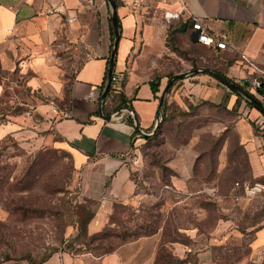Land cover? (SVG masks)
Returning <instances> with one entry per match:
<instances>
[{
	"label": "crops",
	"instance_id": "1",
	"mask_svg": "<svg viewBox=\"0 0 264 264\" xmlns=\"http://www.w3.org/2000/svg\"><path fill=\"white\" fill-rule=\"evenodd\" d=\"M176 28L194 18L202 29H176L180 40L188 38L207 50V65L236 82L245 84L253 69L242 60L246 54L264 68V0H157L149 12H131L117 4L121 26L115 73L121 76V92L129 107L117 108L121 99L108 96L102 103L103 84L113 47L112 9L108 0H0V72H18L25 77L34 115L53 125L61 142L74 155L81 181V203L93 214L90 234L102 231L108 223L110 204L131 197L134 183L127 164L128 154L145 138L143 132L154 129L160 113L162 90L168 77L161 80L160 92L150 82L164 63L169 51L164 10L181 11ZM213 36L228 48L198 41V34ZM184 89L192 98L238 108L234 129L249 156L252 175L264 179V135L256 131L251 109L237 106V95L225 84L206 73L184 79ZM0 79V97L4 93ZM164 105V104H163ZM140 135H135V117ZM120 116H112L115 112ZM123 110V111H121ZM129 112L134 118L130 123ZM250 114H247L249 113ZM0 123V142L20 129L21 116ZM138 130V129H137ZM194 163L180 170L174 184L183 189L194 176ZM235 189V188H234ZM162 242V232L142 236L98 257L100 264H154ZM255 249L264 250V223L255 229ZM174 255L186 258L192 247L174 240ZM208 250L198 256L207 260ZM206 257V259H205ZM43 264H82L69 254L52 255ZM184 264H193L186 261Z\"/></svg>",
	"mask_w": 264,
	"mask_h": 264
},
{
	"label": "rangeland",
	"instance_id": "2",
	"mask_svg": "<svg viewBox=\"0 0 264 264\" xmlns=\"http://www.w3.org/2000/svg\"><path fill=\"white\" fill-rule=\"evenodd\" d=\"M176 29H166L169 51L155 74L208 64L207 50L190 38L180 40ZM190 76L168 88L158 131L139 140L128 154L133 192L129 199L110 204L102 231L121 232L128 241L135 234L161 231L159 257L173 253L169 246L178 240L192 247L184 259L193 264H264V250L252 243L255 229L264 223V179L253 177L248 152L234 129L238 108L192 98L183 82ZM0 78L5 87L0 123L12 120V114L22 118L20 129L0 142V264H43L55 254L100 264L97 258L105 253L104 247L122 239L102 240V231L90 234L72 150L53 125L21 103L31 96L25 77L0 72ZM239 102L251 109V121L264 135V115L244 98ZM192 161L194 176L181 189L174 179ZM238 183L241 188L234 189ZM10 198L18 205L14 211ZM202 249L208 250V262L198 256Z\"/></svg>",
	"mask_w": 264,
	"mask_h": 264
},
{
	"label": "water",
	"instance_id": "3",
	"mask_svg": "<svg viewBox=\"0 0 264 264\" xmlns=\"http://www.w3.org/2000/svg\"><path fill=\"white\" fill-rule=\"evenodd\" d=\"M108 2H109L111 9H112V18H113V24H114L115 39H114V43H113V47H112V51H111L110 60H109L108 80H107L106 86L102 92V103L104 102V100L106 99V97L108 95L110 86L112 84V78L115 74L116 56H117V52H118V44H119V41L121 38V26H120V20H119V16H118V12H117L116 0H108ZM198 73H206V74L211 75L216 80H218L220 83L225 84L232 91L236 92L237 94L241 95L245 100L249 101L254 106V108L259 110L264 115V102L261 99H259L257 96H255L251 91H249L243 85L239 84L238 82L234 81L233 79H231L227 76L220 74L219 72H217L216 70L211 69V68H194V69L187 71V72H179V73L173 74L169 78L164 89L162 90V96L160 99V108H161L160 113H161L162 108H163L165 94L167 93L168 88L173 84V82L179 78H185L186 76L198 74ZM124 109H127L128 111H130L133 114L132 109H129V108H124ZM119 111H117V112H119ZM114 116L115 115L112 114V116H107L106 118L110 120ZM133 116H134V114H133ZM162 117H163L162 113H161V115H158V118H157V121H156V124L154 127V131L152 133L143 132V135L145 137H149L151 135L156 134V132L158 131L159 124L162 120ZM135 125H136V128L138 130H141L137 117H135Z\"/></svg>",
	"mask_w": 264,
	"mask_h": 264
},
{
	"label": "built area",
	"instance_id": "4",
	"mask_svg": "<svg viewBox=\"0 0 264 264\" xmlns=\"http://www.w3.org/2000/svg\"><path fill=\"white\" fill-rule=\"evenodd\" d=\"M87 1L89 4H93V0H84ZM157 0H116V3L119 4L120 6L128 8L131 12H149V8L152 2H155ZM187 11L186 8L184 7L180 12L179 11H170V10H164L162 13L163 16V21L162 23L166 28L171 26L173 22L176 20L180 19V16L182 15V12ZM193 28L196 30H201L202 29V22L201 20H198L194 18L192 20ZM198 41L206 44V45H213L216 44L218 48H228L227 43L224 41H220L215 39L213 36L204 34L200 32L197 36ZM242 60L244 63L249 68H252L253 71L250 73V76L247 77L245 84L251 89V91H254L259 95V97L264 101V92L259 93L257 92V89L261 87L262 84V79H264V68L260 66L259 63L255 62L247 56L246 54H242ZM121 76L117 73L114 74L112 78V86L115 91H120L121 90ZM127 110V109H123ZM121 110V111H123ZM28 115H31V111L27 112ZM122 112H115L113 115L115 116H120ZM241 188V185L238 183L235 189ZM249 189L247 188V191ZM240 196H236L237 200H240Z\"/></svg>",
	"mask_w": 264,
	"mask_h": 264
},
{
	"label": "trees",
	"instance_id": "5",
	"mask_svg": "<svg viewBox=\"0 0 264 264\" xmlns=\"http://www.w3.org/2000/svg\"><path fill=\"white\" fill-rule=\"evenodd\" d=\"M112 21H113V19H111ZM190 20L189 21H187V22H185L184 24H182L180 27H178L177 29H179L180 30V28L181 27H188L189 25H190ZM192 23V22H191ZM112 37H113V41H114V39H115V32H114V26H112ZM217 71V70H216ZM217 72H219L220 74H222V75H224V76H226L225 74H223L222 72H220V71H217ZM108 74H109V64H108V68H107V73H106V78H105V81H104V84H103V87L105 88V86H106V83H107V80H108ZM173 75V73H171V74H169V75H166L167 77H171ZM164 76L163 75H161V74H155L154 75V78H153V80L150 82V84H151V87H152V90H153V92L156 94V93H158V92H160V85H161V80H162V78H163ZM228 77V76H227ZM1 79V78H0ZM179 79H182V78H179ZM179 79H177V80H179ZM176 80V81H177ZM174 85V83L169 87V89L172 87ZM245 88H247L249 91H251V89L246 85V84H244L243 85ZM229 88V87H228ZM255 96H256V94L257 93H255L254 91H251ZM257 92H259V93H262V92H264V79H262V84H261V87H259L258 89H257ZM232 93H234V94H236L237 95V97H238V99H237V102H236V104H237V106H238V104L240 103L239 102V100H243V97L241 96V95H239V94H237L236 92H232ZM108 96H113L114 98H117V97H119L120 99H121V101H120V103L118 104V106H117V108H121V107H129V105L127 104V102H126V99H125V95L121 92V91H115L114 90V88H113V86H112V84H111V86H110V89H109V92H108ZM258 97V96H257ZM260 99V98H259ZM246 103H247V105H249L250 107H252V108H254V106L249 102V101H247L246 100ZM165 107H166V105H165V102H164V105H163V108H162V111H161V113L163 114V116H165ZM16 113V112H15ZM161 113H159V115H161ZM126 114L128 115V119H129V121H130V123H132V124H134V118H133V116L129 113V112H126ZM252 124H253V126H254V128H255V125H254V123L252 122ZM135 135H140V130H135ZM146 139H150V137H145ZM9 207H10V210L11 211H14L15 209H17L18 208V205H17V203H16V201H15V199L14 198H10V200H9ZM84 209L88 212V214H89V220H91L92 219V217H93V214L84 206ZM154 232H151V233H145V234H135L134 235V240L135 239H138L139 237H142V236H146V235H151V234H153ZM101 237H102V240H108L110 237H116V238H121L122 239V241L119 243V244H116V245H107V246H105L104 248H106V251H105V253L104 254H107V253H110V252H112V251H114V250H116L120 245H122V244H124V243H127V241H128V238H126V236L127 235H124V234H122L121 232L119 233V232H116V231H114V230H111V229H108V230H104V231H102L101 232ZM0 236H2V233H1V231H0ZM130 236V235H129ZM130 241H132V240H130ZM129 242V241H128ZM161 248H162V246H160V248H159V251H158V255H157V258H156V261H155V263L154 264H170V263H172V262H174V263H176V264H184L185 262H186V259H183V258H180V257H178V256H176V255H174L173 253H171V254H169V255H164V256H162V255H160V257H159V254L161 253L160 251H161ZM163 249V248H162ZM103 254V255H104ZM162 262V263H161Z\"/></svg>",
	"mask_w": 264,
	"mask_h": 264
}]
</instances>
